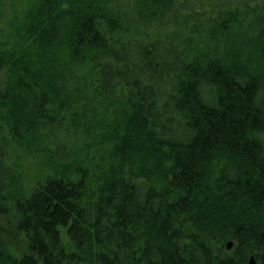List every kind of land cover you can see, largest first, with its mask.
Returning <instances> with one entry per match:
<instances>
[{"label": "trees", "instance_id": "trees-1", "mask_svg": "<svg viewBox=\"0 0 264 264\" xmlns=\"http://www.w3.org/2000/svg\"><path fill=\"white\" fill-rule=\"evenodd\" d=\"M132 2L220 18L194 48L130 35L110 0L0 23V264H264V0Z\"/></svg>", "mask_w": 264, "mask_h": 264}, {"label": "rangeland", "instance_id": "rangeland-1", "mask_svg": "<svg viewBox=\"0 0 264 264\" xmlns=\"http://www.w3.org/2000/svg\"><path fill=\"white\" fill-rule=\"evenodd\" d=\"M110 2L113 12L130 26V35L143 41L168 40L190 48L200 45L201 40L207 39L209 23L216 17L220 18L218 14L207 12L189 17L171 18L172 21L176 20L178 23L167 26L164 25L166 19L162 21L150 19L146 12L133 4L132 0H110ZM19 6L20 0H0V23L5 31L6 39L9 38L8 25L21 12ZM253 59L255 60V57ZM71 79L72 77L68 80L69 85L73 84ZM7 153L9 164L17 173L27 177L28 175L33 176L37 171V161L13 144L7 145Z\"/></svg>", "mask_w": 264, "mask_h": 264}, {"label": "water", "instance_id": "water-1", "mask_svg": "<svg viewBox=\"0 0 264 264\" xmlns=\"http://www.w3.org/2000/svg\"><path fill=\"white\" fill-rule=\"evenodd\" d=\"M226 248H227V250H230V249L232 248V243L229 242V243L227 244ZM249 264H257V263L255 262L254 258L251 257V258L249 259Z\"/></svg>", "mask_w": 264, "mask_h": 264}]
</instances>
